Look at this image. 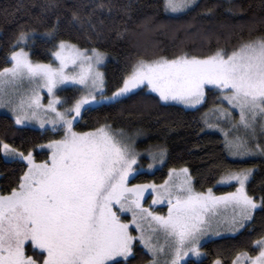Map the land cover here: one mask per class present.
<instances>
[{"label":"snow or ice","instance_id":"1","mask_svg":"<svg viewBox=\"0 0 264 264\" xmlns=\"http://www.w3.org/2000/svg\"><path fill=\"white\" fill-rule=\"evenodd\" d=\"M195 4L196 0H163L162 8L179 14ZM40 8L35 20L45 26L39 38L52 45L51 59L48 63L31 59L25 49L37 39V30L22 27L7 60L10 66L0 69V107L10 108L15 125L27 127L35 121L44 129L50 124L53 132L63 135L36 146L48 150L47 159L40 162L34 149L21 150L0 139L4 160L25 164L15 186L0 192V264H131L137 243L151 257L148 264H161L162 255L164 264H193L185 258L201 257L202 239L209 232L220 235L221 224L233 235L249 228L255 211H264V197L258 203L246 191L253 169H226L218 183L237 186L221 196L211 188L195 191L187 168L180 170L185 178L179 183L170 182L176 175L170 169V180L161 185L131 184L139 174L135 166L141 156L133 139L123 132L113 134L108 124L87 131H76L75 125L82 112L118 104L136 90L147 89L164 104L196 107L205 101L206 90L215 89L228 105L218 109L217 120L226 121L236 133L243 130V136L230 139V131L206 120L207 127L220 128L230 156L264 155L259 142L250 144L258 129L264 135V35L241 40L231 51L217 47L205 55L181 52L138 59L121 85L105 95L104 74L99 71L105 54L95 47L58 40L61 16L57 10L70 13L72 29L99 38L106 29L112 30L113 14L128 16L130 7L118 0L71 4L46 0ZM49 13L56 16L54 23L49 22ZM25 82L31 87L22 92ZM69 83L80 86V95L70 104L57 95V89ZM43 89L47 104L42 102ZM236 110L239 120L233 123ZM148 155L150 169L165 163L163 148L149 150ZM146 192L153 196V204L167 201V215L143 206ZM220 209H230L231 214L223 216ZM129 213L130 220L122 218ZM253 247L258 254L237 253L232 264H264V236ZM213 264L224 262L216 259Z\"/></svg>","mask_w":264,"mask_h":264},{"label":"trees","instance_id":"2","mask_svg":"<svg viewBox=\"0 0 264 264\" xmlns=\"http://www.w3.org/2000/svg\"><path fill=\"white\" fill-rule=\"evenodd\" d=\"M61 4H71L74 0H59ZM88 3V0H79ZM130 7L129 15L123 12L115 16L112 30L104 31L101 37L77 32L69 26L71 15L64 8L57 10L61 16L60 35L57 39H67L82 48H97L107 55L103 66L105 93L111 94L122 83L138 59L157 56L172 57L181 52L205 55L217 47L229 51L241 40L255 39L264 35V0H196L188 11L165 13L163 0H118ZM46 0H0V69L8 65L12 44L22 27L35 28L37 39L26 48L31 58L49 60L51 44L39 38L46 29L38 24L35 17L40 14V5ZM51 23L56 16L51 13ZM130 17V18H129ZM117 33H121L118 35ZM205 37H208L205 39ZM207 96L200 106L192 109L175 103L164 104L155 93L146 89L136 90L118 104L101 106L82 112V118L75 130L84 131L100 124H108L114 130H135L144 134L143 144L166 150L165 163L153 172H139L135 181L156 183L167 177L170 168H187L194 189L205 191L209 188L215 194L233 192L235 184L217 185L226 169L238 170L254 168L246 184V191L259 198L264 197V158L233 159L224 148L223 137L204 128L200 116L217 103V93L206 90ZM70 93V100L77 96L72 88L63 89ZM61 133L40 130L32 126L15 125L8 113L0 112V139L12 143L21 150L34 149L36 160L47 159V150L38 145L57 139ZM25 169L20 162H6L0 155V192L15 186L17 177ZM161 208V207H159ZM264 236V211L259 208L249 228L240 234L222 236L202 244L204 257L191 260L193 264H212L221 259L231 264L237 253L255 254L253 242ZM137 255L131 264L146 257L145 251L137 244Z\"/></svg>","mask_w":264,"mask_h":264},{"label":"rangeland","instance_id":"3","mask_svg":"<svg viewBox=\"0 0 264 264\" xmlns=\"http://www.w3.org/2000/svg\"><path fill=\"white\" fill-rule=\"evenodd\" d=\"M82 48V47H81ZM26 51H28L27 49H25ZM101 51V50H100ZM102 53H104L103 51H101ZM105 54V60H104V63L102 65L99 66V71H101L103 74V66L107 60V55L106 53ZM32 59V58H31ZM51 59V58H50ZM49 60L47 61H39V60H34L32 59L34 62H42V63H48ZM135 64V63H134ZM10 64L6 65L5 67H9ZM4 68V67H3ZM31 87V85H28L27 82H25V84L23 85L21 91H25L27 89H29ZM67 88H72V89H75L77 91V96L78 97L80 95V86L79 85H73L71 83L69 84H65V85H61L58 89H57V95L60 96L62 99H65L69 102V104L73 101V100H70V93H67L68 95L66 96L65 94H62V90L63 89H67ZM147 90V89H146ZM213 91H215L217 93V103L211 107L210 109H208L207 111L203 112L200 116V120L204 126V128L208 131H213V132H217L219 133L222 137H223V140L225 139L223 133L220 131V128H224L226 131H230L231 132V135H230V139L232 138V136H235L237 134L243 136V130H241L239 133H236L235 131H232L231 130V125L228 124L226 121L224 120H217V116H218V109L219 108H227L228 105H227V102H223L221 101V94L218 90H215V89H212ZM148 91V90H147ZM112 94V93H111ZM111 94H106L105 95H111ZM41 95L44 97L43 99V103L44 104H47L48 102V95H47V90L46 89H43L41 91ZM206 96H207V91H206ZM171 103H175V102H171ZM204 103V102H202ZM201 103V104H202ZM175 104H178V105H181L183 106L184 108H187V109H192V108H196L200 105H197L196 107H189V106H186L184 104H179V103H175ZM68 104H65L64 107H67ZM62 110V109H61ZM0 112L2 113H8L12 118H13V115H12V112L10 110L9 107H0ZM233 116H234V120H233V123H235V121H238L239 120V113H238V110H236L234 113H233ZM80 118H78L79 120ZM14 120V119H13ZM208 121V123H212V124H216V123H219V126L220 128H209L207 127L205 121ZM28 126H32V127H36L40 130H51L52 129V125L50 124H46L45 125V128L44 129H41L39 124L35 121L31 122ZM98 127V126H97ZM111 132L115 135H119L121 132H123L126 136L128 137H131L134 141L133 143V147L135 148V150L137 152H139L141 154L140 158H139V162H138V165L135 166V167H138L140 169L139 172H147V173H151L153 172L156 168L160 167L162 164H159V163H155L154 166L150 169L148 167V165L150 163H152V160H151V157L148 155V151L151 150V151H157L156 149L157 148H153L151 146H148V145H145L143 144V139H144V134L142 132H138V131H135V130H126V129H116L114 130L111 126ZM90 130V129H89ZM52 131V130H51ZM78 131V130H76ZM84 131H87V130H84ZM56 132H60L61 134L59 135V137L57 139H60L61 136L63 135V132L62 131H56ZM256 142H259L262 146H264V135H260L259 133V129L257 130V136L255 138V140H250V144H252L254 146V144ZM47 143V142H46ZM44 143V144H46ZM39 148V147H38ZM47 150V149H45ZM48 151V150H47ZM228 154V153H227ZM2 156V155H1ZM229 157L233 158V159H240V160H244V159H251V158H256V157H263L264 158V155H259V154H256V155H250V156H246V157H243V158H240V157H233V156H230L228 155ZM3 157V156H2ZM4 159V158H3ZM44 160V159H43ZM37 162H40L42 160H36ZM253 169L254 171V168L252 167H245L243 169ZM170 169H175L176 170V175H174L171 180L169 178V170ZM168 169L167 171V177L161 181V182H154V181H148V182H137L135 181L134 179H131L130 183L131 184H155V185H161L163 184L166 180H170V182H176V183H179L181 180H183L185 177L183 175L180 174V170L183 169V168H170ZM241 169H238V170H233V171H239ZM188 175L190 176V174L188 173ZM222 176V175H221ZM221 176L220 178L218 179V181H220L221 179ZM191 177V176H190ZM191 181H192V178H191ZM217 181V185L219 186H226V185H229V184H221V183H218ZM231 184H235V182H232ZM192 186H193V182H192ZM236 184H235V188H236ZM194 188V187H193ZM195 191L197 192H207V190L205 191H198L196 189H194ZM151 190H149L150 192ZM213 191V190H212ZM235 191V189H234ZM149 192H146L145 193V199L142 201L143 203V206L145 208H151L152 211H154L156 214L158 215H167V212H168V204H167V201L164 200L163 202L161 203H157V204H153L152 203V200H153V196L149 194ZM214 195L216 196H221V195H218V194H215L213 192ZM161 207V208H159ZM220 212L223 216H227V215H230L231 214V210H225V209H220ZM123 219L125 220H130L131 219V214H125L123 217ZM219 231H220V235H214L212 234L211 232H209L201 241V244L205 243L206 241H209L211 239H215V238H218V237H222V236H228V235H233L231 232H228L225 230V225L221 224L219 226ZM134 235H137V233H135V231L133 232ZM161 243H163V239L161 238ZM138 244V243H137ZM139 245V244H138ZM141 248L142 246L139 245ZM201 251L203 253V255L199 258L197 257H194V256H189V257H186L185 259L186 260H195V261H199L201 260L203 257H204V251L202 250L201 248ZM258 254V249H256V252L254 255ZM150 256L147 255L146 257H143L140 261H137V262H134L133 264H148V261L150 260ZM164 259L165 257L162 255L160 257V261H161V264H164ZM213 264V263H212ZM232 264V262H231ZM244 264H247V261L244 262Z\"/></svg>","mask_w":264,"mask_h":264}]
</instances>
